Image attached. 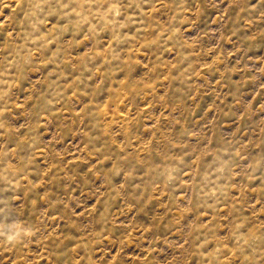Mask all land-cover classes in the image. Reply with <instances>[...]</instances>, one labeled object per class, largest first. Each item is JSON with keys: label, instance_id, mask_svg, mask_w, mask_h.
<instances>
[{"label": "rangeland", "instance_id": "rangeland-1", "mask_svg": "<svg viewBox=\"0 0 264 264\" xmlns=\"http://www.w3.org/2000/svg\"><path fill=\"white\" fill-rule=\"evenodd\" d=\"M0 264H264V0H0Z\"/></svg>", "mask_w": 264, "mask_h": 264}]
</instances>
